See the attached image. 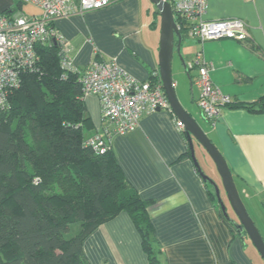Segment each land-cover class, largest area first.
Segmentation results:
<instances>
[{"label":"crops","instance_id":"0c3cea01","mask_svg":"<svg viewBox=\"0 0 264 264\" xmlns=\"http://www.w3.org/2000/svg\"><path fill=\"white\" fill-rule=\"evenodd\" d=\"M149 5L148 0H112L106 8L78 12L53 25L67 43L75 67H88L97 49L101 59L116 60L145 82L160 75L156 23L144 16ZM13 6L14 0H0V12ZM206 19H242L250 37L207 42L182 37L172 64L175 91L226 159L242 200L260 208L255 224L264 238V110L227 106L219 120H208L198 105L200 91L194 84L198 70L188 68L202 54L214 67V85L230 96L233 106L259 103L264 108V0H210ZM85 104L90 133L104 137L125 179L148 203L161 264H263L247 244L249 237L241 236L211 195V185L200 176L186 133L177 126L181 120L172 110L143 115L133 132L117 135L104 120L96 96L85 98ZM222 195L227 202L225 191ZM83 250L89 264H149L141 235L126 212L94 230Z\"/></svg>","mask_w":264,"mask_h":264},{"label":"trees","instance_id":"16d2710c","mask_svg":"<svg viewBox=\"0 0 264 264\" xmlns=\"http://www.w3.org/2000/svg\"><path fill=\"white\" fill-rule=\"evenodd\" d=\"M23 5L14 0L1 13ZM51 30L58 32L53 24ZM37 52L34 69L22 73L0 112V264H89L85 239L121 212L138 229L149 264H161L148 203L111 148L96 154L85 144L92 129L81 82L87 67L65 70L63 46L54 39ZM151 81L162 82L160 75ZM228 106L264 110L259 103Z\"/></svg>","mask_w":264,"mask_h":264},{"label":"built area","instance_id":"2783aa9c","mask_svg":"<svg viewBox=\"0 0 264 264\" xmlns=\"http://www.w3.org/2000/svg\"><path fill=\"white\" fill-rule=\"evenodd\" d=\"M21 1L40 9L41 13L27 15L22 10L14 14L0 12V112L5 109L10 92L19 86L22 73L34 69L39 59L37 48L50 39L57 40L63 46L65 57L62 67L65 70L78 68L68 56L65 40L58 32L55 34L51 30L56 20L78 12L100 10L112 3V0ZM162 1L171 5L175 18L179 16L183 19V25L176 21L179 31L184 27L189 37L201 42L224 38L245 41L250 37L248 25L242 19L207 20L210 0ZM188 68L198 70L194 84L200 91L198 105L204 116L212 122L219 120L232 100L214 85L211 78L213 65L198 54ZM81 82L85 98L96 96L99 99L102 116L117 135L133 132L143 115L172 110L162 82L136 80L116 60L92 59ZM177 126L179 130H184L183 122L179 121ZM85 144L96 154H104L110 148L99 134L91 136Z\"/></svg>","mask_w":264,"mask_h":264},{"label":"water","instance_id":"95a60500","mask_svg":"<svg viewBox=\"0 0 264 264\" xmlns=\"http://www.w3.org/2000/svg\"><path fill=\"white\" fill-rule=\"evenodd\" d=\"M149 1L155 6L158 15L161 18L159 66L164 93L170 102L172 112H174L184 124V131L188 139L191 157L204 182L214 188L216 198L222 211L225 217L230 220L228 207L221 197L222 192L219 185L206 175L197 159L195 148V142H197V144L206 151L216 166L230 207L239 221L238 223L233 224L241 232V236L244 237L242 233H245L249 237L264 261V238L247 211L226 159L213 141L207 136L196 119L183 107L177 97L174 87L172 64L175 49L177 52L180 51L183 39L181 32L178 29L172 7L168 2L162 0Z\"/></svg>","mask_w":264,"mask_h":264},{"label":"rangeland","instance_id":"374dc122","mask_svg":"<svg viewBox=\"0 0 264 264\" xmlns=\"http://www.w3.org/2000/svg\"><path fill=\"white\" fill-rule=\"evenodd\" d=\"M149 3H150V5H149L150 7L147 8V9L146 8L144 9V16H145V18H149V20L152 23H156V25H155L156 26V31L155 32L160 38L161 18H160L159 15H156L155 8H153L154 5L150 1H149ZM23 12H25L28 15H33V13H35V12H38L37 14L41 13V10L37 9L36 7H33L31 5H25L23 7ZM175 58H176V60L178 58V54H177L176 51H175ZM176 64H177V61H176ZM93 135H95V134H93ZM93 135L91 133H87V138L86 139L88 140ZM86 139H85V141H87ZM195 148H196L197 159H198L203 171L206 173V175H208L210 178H212L219 185L220 190L222 192L221 193V197H222L223 201L225 202V200L223 198V195H222L223 191H224L223 186H222V180H221V178H220V176H219V174L217 172L215 164L213 163L211 158L208 156V154L205 153V151L202 148H200L196 144H195ZM214 193H215V191H214ZM243 202H244V204H245V206H246V208L248 210V213H249L250 217L256 223L260 208L258 206H256V204H254V202L249 201L246 198H243ZM225 204H229V202L227 201V202H225ZM228 214H229V218H230V223L235 227V225L233 223H238L239 222L237 216L235 215V213L233 212V210L231 208L230 209L228 208ZM247 244H249L251 250H253V251L255 250V254H258V255H255V256H259V257H257V261L261 260L263 262V264H264V261H263L262 257L260 256V254L256 250L255 246L252 244L250 239H247ZM258 258H260V259H258Z\"/></svg>","mask_w":264,"mask_h":264}]
</instances>
